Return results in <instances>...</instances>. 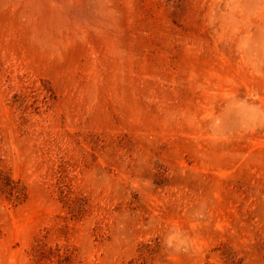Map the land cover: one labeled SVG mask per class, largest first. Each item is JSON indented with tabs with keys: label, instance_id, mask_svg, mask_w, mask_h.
Masks as SVG:
<instances>
[{
	"label": "rangeland",
	"instance_id": "374dc122",
	"mask_svg": "<svg viewBox=\"0 0 264 264\" xmlns=\"http://www.w3.org/2000/svg\"><path fill=\"white\" fill-rule=\"evenodd\" d=\"M0 264H264V0H0Z\"/></svg>",
	"mask_w": 264,
	"mask_h": 264
}]
</instances>
